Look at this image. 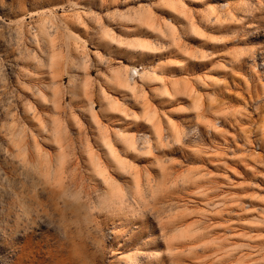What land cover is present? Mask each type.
<instances>
[{
    "label": "rangeland",
    "instance_id": "obj_1",
    "mask_svg": "<svg viewBox=\"0 0 264 264\" xmlns=\"http://www.w3.org/2000/svg\"><path fill=\"white\" fill-rule=\"evenodd\" d=\"M69 2L0 0V264H264V15L238 7L261 0H169L175 11L154 12L177 30L174 37L157 23L167 40L146 27L111 24L123 39L159 41L164 50L157 52L118 48L69 22L83 42L80 53L57 19L66 14L43 15ZM156 3L127 0L128 7ZM79 6L99 14L101 0ZM206 9L220 22L192 15ZM189 19L206 36L242 39L213 44L184 36ZM176 38L178 46L166 47ZM18 47L47 67L17 60ZM236 49L251 52L226 55ZM197 50L213 59H192ZM130 68L138 75L126 84ZM152 71L159 80L141 79ZM52 89L59 111L44 103ZM197 105L198 112L182 110ZM22 213L33 221L28 231L18 225Z\"/></svg>",
    "mask_w": 264,
    "mask_h": 264
},
{
    "label": "snow or ice",
    "instance_id": "obj_2",
    "mask_svg": "<svg viewBox=\"0 0 264 264\" xmlns=\"http://www.w3.org/2000/svg\"><path fill=\"white\" fill-rule=\"evenodd\" d=\"M17 3L19 5H23L25 3V0H17ZM105 5H107V7L109 9H112V10H106ZM115 5H121L122 10L116 9L114 7ZM179 6L181 8L184 7L183 4H180ZM238 7H240L243 10H247L248 12L259 11L261 13V15H264V0H261V3L259 4L258 7L254 4L249 6L246 2L242 3ZM157 8H170L173 11L176 10L175 4L172 2H169V0H159V3H156V4H147V5L142 4V5L133 6V7L127 6V0H110V2H109V0H101V7L99 10V14H97L96 11H89L86 9H81L79 6V0H70V2L64 4L62 8H60V9H49L47 12L43 13V15H49L50 16L53 12H59V11H63L66 14L65 17L57 16V19H59L61 24L64 25L63 31L65 32V34L68 35L70 38L76 40V44L78 46L77 47L78 53L81 52L83 42L80 41L78 38L72 37V33L68 31L69 22L78 24L82 28L86 27L89 31L95 32L97 37L100 38L101 40H104L111 45H115L118 48H126V49H129L132 51H139V52H157V51H163L164 50V47L161 46L159 41H149V40H142V39L126 40V39H123L119 36H116L115 33L111 29V24L119 21V22H122V23L128 24V25L146 27L150 31L156 33L158 36L163 37L165 40H167L168 39L167 33L165 31H162L161 27H157V23H160V25L163 28L170 29L173 33V36L175 37L176 31H177L176 28H174L167 21H162V22L158 21V18L154 15V12ZM212 13H213L212 9H206L202 13H192V15L208 16L209 17V19L207 20L208 23H219L220 22L219 17H216L215 20H212L210 18ZM228 15L230 16L231 13L229 12ZM146 18H151V22L150 23L146 22ZM186 18H188V17H186ZM231 23L241 24L242 22L240 20L233 19L231 21ZM189 24L191 25V32L189 33L186 30L183 33L184 36L191 34V35L200 37L202 40L210 41L213 44L223 43L227 40L242 39V37H237L234 35L224 37L223 39H218L216 37L206 36L204 32H202L199 28H197L194 24H192L190 19H189ZM0 27H3V25H0ZM9 31L11 32V29H9ZM178 45H179V39L176 38L173 40L172 44H168V45H166V47L172 48V47H176ZM69 48H71V44H69ZM260 51L264 52V45H262L260 47ZM250 52H251L250 49H236L233 52L226 53V55H231L234 57V59L238 60L242 56L249 55ZM13 54L16 55L17 60L25 59V60L31 61L37 69L42 68V67H47L46 61L44 63L41 62L43 57L38 58L30 50L24 49L22 47H18L17 49L14 50ZM94 55H95L96 61L98 63L105 65V67H108L109 71H111V67L109 65V62L107 60H105V58L103 56H101L99 53H95ZM184 55H189V53L187 51H185ZM191 58L194 60H212L213 59L211 53L199 52L198 50H197V55H194ZM72 60H73V66L75 67V65L79 63L78 56L72 57ZM169 64H175V61H168V62H166V65H164V66H167ZM84 66H85V70H86L88 67V56L87 55L84 56ZM219 67H224V65H219ZM125 71H128V70L125 69ZM261 71L264 72V69H261ZM137 74L138 73L135 69L131 70L132 76H136ZM97 75H100V73H97ZM113 75H114V73H113ZM141 79L146 80V81H151V80H159L160 77H159L158 73H156L155 71H152L148 74L147 77H145L143 74H141ZM105 80L108 81L109 83L112 82L108 76H105ZM261 80H264V75H261ZM160 82L164 83L163 80H160ZM193 82H198L201 84L204 83V81L201 80L200 78H193ZM76 83H79V81H76ZM214 83L222 84L223 81L218 80V81H214ZM66 87L68 88V92L70 95H72L74 98L77 97L78 93H77V90L73 88L72 82H70V84ZM25 91H31V89L26 88ZM52 91L54 92V96H53L52 100H44V103L45 104H50V103L53 104V106L57 108V111H59V109H60V102L58 100L59 93L57 92L56 89H52ZM163 94L165 96H167L168 92L165 91ZM181 94H183V93H181ZM41 99H43V97H41ZM104 99L107 100L108 97H104ZM209 99H211V98H209ZM110 107H111V110H113V111L120 110L115 101H110ZM90 108H91V102H89V109ZM89 109H84V110L88 111ZM182 110H184V111L195 110L198 112L200 109H199V105H197L195 107V109L188 108V109H182ZM28 111L34 113V109L31 107V105L28 106ZM232 111L233 112H240L242 110L241 109H233ZM120 114L125 115V111H121ZM218 115H219V113H218ZM92 118L94 121H96L95 113L92 114ZM37 119H39V118L37 117ZM53 119H55V117ZM73 119H75V117H73ZM135 119H140V117H135ZM149 123H151V121H149ZM204 123L207 124L208 122L204 121ZM41 127L43 128L44 125L41 124ZM209 127L211 128L212 125H209ZM216 130L219 131L218 128ZM117 136H118V139L124 140V141H127L130 139L126 135H122V134H117ZM175 143L180 144V140L176 139ZM105 144L107 145L109 150L112 149V145L108 144V142L106 140H105ZM166 146L167 145H164V144L159 145L160 148H164ZM132 150L136 151V147L133 146ZM148 154L151 155V152H149ZM225 179H227V178H225ZM253 199H255V197H253ZM27 215H28L27 213H22L21 217L18 221V225L23 227L25 231L30 230V228L33 224V221L31 219L27 218ZM262 227H264V226H262ZM95 230L97 232V235L100 236L99 228L95 229ZM100 252H101V250H100Z\"/></svg>",
    "mask_w": 264,
    "mask_h": 264
},
{
    "label": "bare ground",
    "instance_id": "obj_3",
    "mask_svg": "<svg viewBox=\"0 0 264 264\" xmlns=\"http://www.w3.org/2000/svg\"><path fill=\"white\" fill-rule=\"evenodd\" d=\"M132 69H134V68H130L129 76H128L127 78L124 79V82H125L126 84H128L129 81L133 79V77H132V75H131V70H132ZM137 73H138V71H137ZM137 75H138V74H137ZM145 138H146V137H145ZM145 140H146V139H145ZM128 143H129V145H132V144L134 143V140H130V141H128ZM110 152H113V149H111ZM114 158H115V156H114ZM115 160H116V158H115ZM139 190H141V189L139 188L138 185H136V186H135V193L138 194V195L140 194V191H139ZM128 263H129V264H137V261H136L135 259H131V258H130V259L128 260Z\"/></svg>",
    "mask_w": 264,
    "mask_h": 264
}]
</instances>
